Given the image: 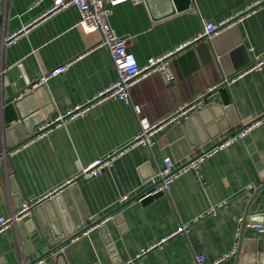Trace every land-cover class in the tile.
I'll return each instance as SVG.
<instances>
[{
  "label": "crops",
  "instance_id": "1",
  "mask_svg": "<svg viewBox=\"0 0 264 264\" xmlns=\"http://www.w3.org/2000/svg\"><path fill=\"white\" fill-rule=\"evenodd\" d=\"M258 1L254 11L236 23L245 52L222 66L207 50L203 20L218 22ZM53 4L54 0H0V155L7 152L0 162V217L11 215L24 198L42 196L87 164L128 144L141 130L142 120L158 123L182 106L203 105L156 130L151 146H131L101 174L79 175L57 202L0 231V264H26L42 254L46 247L40 234L29 232L26 221L38 217L48 224L58 219L63 223L57 218L58 206L67 223H72L69 213L77 222L109 214L102 223L106 232L100 225L91 227L64 245L63 264H197L200 253L207 262L234 264L242 234L250 245L249 264H264V233L249 225L264 221L263 180L245 136L180 174L167 192L146 202L131 200L164 168L167 156L178 167L255 118L260 122L248 134L264 164V62L231 79L264 55V0H192L189 8L174 12L173 0L114 5L111 25L128 38L140 64L188 44L169 60L174 79L156 72L131 87L130 100L108 98L72 114L68 111L87 104L117 78L110 52L100 44L101 33L88 32L78 23L77 5L48 14L15 43L2 45L7 35ZM68 62L65 72L32 85L44 72ZM220 85L231 96L236 123L225 110ZM20 98L22 129L33 135L11 148L4 109ZM134 103L142 106L140 116ZM59 116L64 118L40 135V129ZM126 195L130 200L121 202ZM23 230L29 232L32 252L27 251ZM251 241L257 242L255 249Z\"/></svg>",
  "mask_w": 264,
  "mask_h": 264
},
{
  "label": "built area",
  "instance_id": "2",
  "mask_svg": "<svg viewBox=\"0 0 264 264\" xmlns=\"http://www.w3.org/2000/svg\"><path fill=\"white\" fill-rule=\"evenodd\" d=\"M125 1L128 0H54V4L46 12L34 18V20L29 22L28 24L23 25L18 30L7 35L4 38L2 45L15 43L24 33L28 32L34 25H36L42 18H45L48 14L73 4L77 5L81 14L78 23L80 24V26L84 28V30L88 32L97 30L101 33L100 44L108 48L110 55L112 57V62L117 70V78L106 88L101 90L99 94H97L94 98L89 100L87 104L82 106H76L75 109L69 110L68 114H72L76 111H84L90 106L108 98H120L124 100H130L131 87L134 86L139 81L145 79L146 77L156 72L162 73L169 80L174 79L175 75L172 67L170 66L169 60L176 51L184 48L188 43L187 42L181 43L176 47L175 50H170L159 56H151L148 58V60L145 63L140 64L135 54L128 47V41H129L128 38L119 35L110 22L112 7L114 5H117ZM130 1L140 2L142 0H130ZM258 3L259 1L254 4H251L249 8L242 10L241 12H237V14L235 15L223 18L218 22L204 19L202 36L210 38L224 31L225 29L233 26L234 24L237 23L238 20H241L244 16L254 11ZM263 62H264V55L260 56L255 63L246 66L231 79H235L236 77L242 76L249 71L260 68ZM70 64L71 62H68L66 64H60L54 68H51L50 70L41 74L37 79H35L32 85L38 86L41 84H45L49 78L56 76L57 74H60L62 72H65ZM229 80L230 79L228 78L225 79L226 82H228ZM216 87L217 85L211 87L210 89L212 90ZM202 105H203L202 103L193 102L191 104L182 106L180 109H178L176 112H174L171 116H169L162 122L147 123L145 122V120H142L143 122H142L141 130L128 144H126L122 148L97 158L95 161L84 166L79 174H77L72 178H69L63 184L50 190L49 192L43 194L42 196L24 198L23 201L21 202L20 207L16 211H14L11 215L0 217V231L21 221L26 215L32 212L33 207L35 205H37L38 203H40L45 199L52 198L55 194L62 191L66 186L72 184L75 178L78 177L79 175L93 176V175L101 174L105 169V167L110 165L117 155L129 149L131 146L140 143L151 146L153 144L152 135L156 130H158L163 125L179 120L181 116L187 115L189 110L193 108L201 107ZM133 107L136 114L140 116L142 111L141 104L134 103ZM63 118L64 116H59L56 119V121L47 125V127L43 126L40 129L39 132L40 135L55 123L60 122ZM259 122H260V118H255L250 122H246L245 125L240 130L234 132L226 139L221 141L219 144L215 145L214 147H209L206 150H203L202 152L198 153L193 158H191L190 161L188 160L189 161L188 163H186L187 162L186 161L185 164H181L178 167H175V162L173 161V159L170 156H167L164 159L165 161L164 168L159 171L157 176L155 175L151 178V182L149 184L155 185L156 182H158L157 185H155L156 187L155 190L156 191L161 190L167 192L176 177H178L180 174L186 172L191 168L197 167L208 155L212 154L219 148L229 144L234 138L238 136L240 137L246 136L249 133V131ZM6 154L7 152L4 151L0 155V162H1V157L5 158ZM127 200H130L129 195L123 196L120 199L121 202ZM107 218L108 216L102 219L100 222H97L92 227L101 225L102 223L105 222ZM249 225L257 229L259 232L264 233V221L251 222ZM167 238L168 236L161 238L160 242L165 241ZM235 251L236 250L234 249L231 253H235ZM196 261L197 264H216L218 262V260L215 262H207L205 259V255L203 253L197 255Z\"/></svg>",
  "mask_w": 264,
  "mask_h": 264
},
{
  "label": "water",
  "instance_id": "3",
  "mask_svg": "<svg viewBox=\"0 0 264 264\" xmlns=\"http://www.w3.org/2000/svg\"><path fill=\"white\" fill-rule=\"evenodd\" d=\"M145 1L148 2L149 0H145ZM191 2L192 0H173L174 8L172 9V11L173 12L180 11V10L189 8L191 5ZM245 49H246V45L244 44L243 38L241 37V34L239 32V27L237 24H234L233 26L225 29L224 31L208 39V45H207L208 52L210 54L211 52H213L216 55L217 60L220 62L222 66L223 64L225 65V62L227 61L229 57H234L235 55L244 53ZM244 63L245 62L241 63L239 66H237V68L243 66ZM225 69L226 68H224V70ZM225 73L228 74L229 73L228 70H225ZM218 90L221 93L223 103L226 106L225 110L227 114L230 115V119L232 120V122L236 123L237 118L235 116V109L233 106L231 96L229 95L227 89L221 85L218 87ZM23 100L24 98L16 99L13 102L7 104L4 109L5 115H6L4 119V123L7 126L6 127V138H7V143L8 145L11 146V148L14 146V144L19 145L23 141H27L33 135V134H29V132L28 133L24 132V130L22 129V125L24 126V123H23L24 121L22 118L23 115L20 110V105ZM201 108L202 107H199L197 108V110H200ZM13 122L15 124H12ZM245 139L249 142L250 150L252 152L253 158L257 162V166L259 170L261 171V177L263 180L262 187H264V164L260 158L259 153L256 150L255 145L252 142L250 134L246 135ZM220 142L215 143L211 147H214ZM189 161H187L186 163H188ZM157 183L158 182H156L155 185H157ZM155 185L152 184V185L145 187L143 190L138 192L133 198H131V200L137 199V200H141L142 202H146V201L156 198L161 193H164V191H161V190L156 191ZM67 188L68 187L64 188L62 191L55 194L52 198L41 201L40 203H38L37 205L33 207L32 211L34 213H37L38 210L42 206L49 204L51 202H57L58 201L57 199H59L62 195L66 194ZM58 209L59 211H58L57 218H61L63 220V223H60L58 219L56 222L51 220V223L48 224L46 220L38 218V217H35L36 219L34 218V219H30L29 221H26L27 222L26 224H29V223L31 224V227H29L30 228L29 232L38 230L41 241L46 247V250L42 254L34 258V260L32 261H27L26 264H47V260H46L47 258L50 259L51 264H63L60 262V257L62 255L61 253L65 251L64 245L70 242L71 240L79 237L80 234L86 232L89 228L94 226L97 222H100L102 219L109 216V214H105L100 218L89 216L88 217L89 221L85 218V220H81V222L80 221L77 222V220L74 219L73 213H71V215L69 213L68 219L72 223H69V222L67 223L66 222L67 217L63 215V212L59 208V206L57 207V210ZM100 227L102 230H105L106 232V227L103 224H101ZM29 232L26 230H23L22 235L25 239H27L26 244H25L27 251L32 252L34 251V248H33L32 240L29 239ZM105 238L106 240H109L111 243L110 237H108L107 233L105 235ZM251 242H252L251 244H254V247L252 249H255V246L257 247L258 245L257 242L256 241L254 242L251 241ZM249 246L250 245L246 244L244 235L242 234L239 240L238 249L236 251V259H235L234 264H249L248 262L249 259L246 258L249 252V249H248Z\"/></svg>",
  "mask_w": 264,
  "mask_h": 264
}]
</instances>
